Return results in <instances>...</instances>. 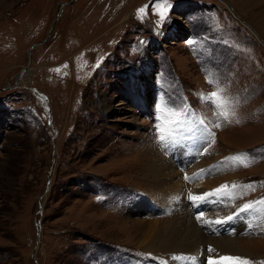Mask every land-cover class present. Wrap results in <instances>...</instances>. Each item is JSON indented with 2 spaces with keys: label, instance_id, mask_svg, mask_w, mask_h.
<instances>
[{
  "label": "rangeland",
  "instance_id": "rangeland-1",
  "mask_svg": "<svg viewBox=\"0 0 264 264\" xmlns=\"http://www.w3.org/2000/svg\"><path fill=\"white\" fill-rule=\"evenodd\" d=\"M250 29L264 43V0H0V264H161L130 228L170 218L143 179L153 157L187 187L230 185L208 219L264 199V44ZM213 76L239 98L218 128L202 98ZM186 110L214 134L205 154L187 124L179 146L159 139ZM243 153L247 167L226 160ZM242 216L195 227L264 261V223Z\"/></svg>",
  "mask_w": 264,
  "mask_h": 264
},
{
  "label": "bare ground",
  "instance_id": "bare-ground-1",
  "mask_svg": "<svg viewBox=\"0 0 264 264\" xmlns=\"http://www.w3.org/2000/svg\"><path fill=\"white\" fill-rule=\"evenodd\" d=\"M254 35L256 36V34ZM23 71L25 69L19 73L16 81L21 79L23 74L25 75ZM184 129H178V137L183 134L186 135ZM180 159L182 161L188 160L185 155ZM148 164L149 169L146 172L148 174H145L143 179L148 182L147 186L151 189L150 198H154L153 202L157 208L166 209V212L170 214V218L166 220H145L138 224L130 222L131 229L137 228L135 235L136 243L134 245L137 249L161 260V264H178L177 261L171 259L174 255L195 257V264H205L209 257L218 260L220 256L231 255L242 257V255H245L247 257L249 255L246 251L242 250L241 244L238 243L240 240L237 242L234 239H221L219 237V239H206V232L200 231L201 229L199 230L195 227V223H197L196 215L200 212L208 214V211L212 209L211 206L214 197L208 199L210 202L209 206H205L203 209H199L201 211H197V207H194L189 199V194L201 195L210 192L223 185L219 180L200 181L196 185L187 187L181 181L182 178L178 172L175 171L176 168L174 169L171 164H167L163 160L156 159L155 157H153V163L150 164L148 162ZM193 171L191 173L189 172L190 176L193 174ZM177 177L181 179L178 180ZM160 200L162 205L158 203ZM153 214H157V210H153ZM208 229L209 235L215 237L219 235L220 229ZM191 231H194L193 235L190 234ZM209 246L215 249V251L217 250L219 252L217 253L218 255L215 252H208L207 249Z\"/></svg>",
  "mask_w": 264,
  "mask_h": 264
},
{
  "label": "snow or ice",
  "instance_id": "snow-or-ice-1",
  "mask_svg": "<svg viewBox=\"0 0 264 264\" xmlns=\"http://www.w3.org/2000/svg\"><path fill=\"white\" fill-rule=\"evenodd\" d=\"M147 7V6H145ZM139 11L143 12L144 9H140ZM160 15V22L163 23L165 20V13L161 11L159 13ZM210 84L215 83L217 86V90L208 94L207 96H203L202 98L206 101H209L214 108L216 109L215 115L217 116V121L213 125L214 127H220L219 119L220 117H223L224 119H227L229 116V113L231 112L232 115H235V107L239 104V98H232L227 96H222V94L225 92V88L219 86L218 80L213 76L210 77L209 81ZM186 114L189 116V119L187 121L181 120L177 123L178 128H184L187 124V131L191 133L190 136L184 137L185 139H193V140H203L205 142L204 148L201 150L202 154L204 153V149H206L208 146H210L211 143H214V139L212 141L208 140L209 136H213L214 134L210 132L208 125L205 123L204 120L199 119L198 117H195L194 114H191L187 112ZM239 123V120L236 121ZM161 141H167L171 144H176L177 141V133L173 130L170 131L168 136L161 135L159 137ZM248 153H243L237 156H232L226 158V160L244 163L245 160L248 158ZM253 161H249L248 163H244V166H249L250 163ZM185 179H188L187 176H185ZM237 185L233 183L231 185V188L235 189ZM246 189H253V185H244L243 186ZM229 185L224 184L219 186L218 188L203 193L201 195H193L189 194V199L192 202V205L194 207L199 206L200 203L206 202L210 197L216 198L218 201H231L234 199L232 194L228 191ZM264 205V199H261L260 201H254V202H248L244 204L243 206L239 207L238 210H236L233 214L227 215L225 217H217L215 219H208L205 217V214L203 212H200L196 215V219L198 222H203L207 224H215V225H224L229 222H232L236 219L243 218L242 214H247L248 216H251L255 219H257L260 223H264V207L257 208L256 205ZM264 230V229H262ZM230 234L235 235V229H232L230 231ZM248 234V233H246ZM208 252H215V249H213L211 246L207 249ZM171 259L178 262V264H195V257L185 256V255H174ZM205 264H254L253 261L248 260L247 258H243L241 256H220L218 260H214L211 257H209ZM256 264H264V261L256 262Z\"/></svg>",
  "mask_w": 264,
  "mask_h": 264
},
{
  "label": "water",
  "instance_id": "water-1",
  "mask_svg": "<svg viewBox=\"0 0 264 264\" xmlns=\"http://www.w3.org/2000/svg\"><path fill=\"white\" fill-rule=\"evenodd\" d=\"M67 5H68V4H66V3H61V4L59 5V7H58V12L61 11V9H62L63 7H65V6H67ZM231 10H233V9H231ZM232 15L236 18L235 14L232 13ZM58 17H59V14L57 13L56 16H55V19H54V22H55V23L57 22ZM237 19H238V18H237ZM238 20H239V19H238ZM250 30L254 33V31H253L252 29H250ZM254 34H255V33H254ZM256 36H257V35H256ZM257 38L259 39L258 36H257ZM259 41H260L262 44H264L260 39H259ZM41 44H43V42H41V43H37L35 46H33V47L29 50V54H31V51H32V49H33L34 47L39 46V45H41Z\"/></svg>",
  "mask_w": 264,
  "mask_h": 264
}]
</instances>
